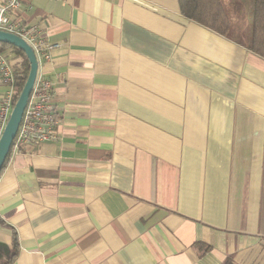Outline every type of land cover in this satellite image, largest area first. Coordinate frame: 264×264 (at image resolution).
<instances>
[{
    "label": "crops",
    "instance_id": "0c3cea01",
    "mask_svg": "<svg viewBox=\"0 0 264 264\" xmlns=\"http://www.w3.org/2000/svg\"><path fill=\"white\" fill-rule=\"evenodd\" d=\"M30 2L61 123L0 174V261L264 264V58L179 0Z\"/></svg>",
    "mask_w": 264,
    "mask_h": 264
},
{
    "label": "built area",
    "instance_id": "2783aa9c",
    "mask_svg": "<svg viewBox=\"0 0 264 264\" xmlns=\"http://www.w3.org/2000/svg\"><path fill=\"white\" fill-rule=\"evenodd\" d=\"M23 5H26L27 10L33 7L30 0H4L0 4V30L23 38L34 50L39 63L28 104L13 141L12 152H19L27 144H40L58 139V127L61 123L54 104V82L42 70L44 63L52 62L54 52L61 45L45 37L37 24H26L12 17V14L20 10ZM0 79L7 87L0 101L1 138L14 108L13 97L16 91L14 67L9 55L1 50Z\"/></svg>",
    "mask_w": 264,
    "mask_h": 264
},
{
    "label": "trees",
    "instance_id": "16d2710c",
    "mask_svg": "<svg viewBox=\"0 0 264 264\" xmlns=\"http://www.w3.org/2000/svg\"><path fill=\"white\" fill-rule=\"evenodd\" d=\"M253 2L251 29L245 26L240 28L233 22L225 0H179V6L181 13L186 17L221 35L233 37L238 43L264 58V0ZM0 50L2 52L9 50L12 53L10 61L16 78V91L13 97L15 105L27 81L31 64L26 53L12 44L0 43ZM11 154L12 151L8 155L6 164ZM18 251L19 241L17 235L14 234L9 255L5 260H1L0 264H12L18 256ZM223 264L234 263L229 259Z\"/></svg>",
    "mask_w": 264,
    "mask_h": 264
},
{
    "label": "water",
    "instance_id": "95a60500",
    "mask_svg": "<svg viewBox=\"0 0 264 264\" xmlns=\"http://www.w3.org/2000/svg\"><path fill=\"white\" fill-rule=\"evenodd\" d=\"M0 43L12 44L22 49L31 64L27 81L14 105L9 121L0 138V174L4 169L8 155L12 151L13 141L19 130V126L27 107L31 91L38 73L39 63L32 47L21 37L16 34L0 30Z\"/></svg>",
    "mask_w": 264,
    "mask_h": 264
},
{
    "label": "rangeland",
    "instance_id": "374dc122",
    "mask_svg": "<svg viewBox=\"0 0 264 264\" xmlns=\"http://www.w3.org/2000/svg\"><path fill=\"white\" fill-rule=\"evenodd\" d=\"M254 0H225L227 9L232 14V20L240 28L242 26L251 29Z\"/></svg>",
    "mask_w": 264,
    "mask_h": 264
}]
</instances>
